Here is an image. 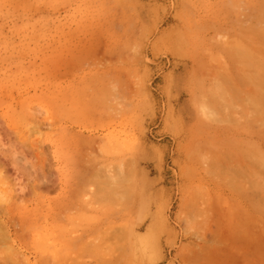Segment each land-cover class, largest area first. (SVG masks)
<instances>
[{
	"label": "rangeland",
	"instance_id": "rangeland-1",
	"mask_svg": "<svg viewBox=\"0 0 264 264\" xmlns=\"http://www.w3.org/2000/svg\"><path fill=\"white\" fill-rule=\"evenodd\" d=\"M263 64L264 0H0V258L264 264Z\"/></svg>",
	"mask_w": 264,
	"mask_h": 264
},
{
	"label": "bare ground",
	"instance_id": "bare-ground-1",
	"mask_svg": "<svg viewBox=\"0 0 264 264\" xmlns=\"http://www.w3.org/2000/svg\"><path fill=\"white\" fill-rule=\"evenodd\" d=\"M237 46H238L237 49L242 48V47L239 46V44H238ZM244 51H247V50H244ZM244 53H245V52H244ZM248 54H249V52H248ZM248 54H247V55H248ZM244 55L247 57L246 54H244ZM248 56H249V55H248ZM250 57H251V56H250ZM250 57H249V58H250ZM245 65H246V64H245ZM262 67H264V64H263ZM244 68H245V67H244ZM259 69H261V67H260ZM261 70H262V69H261ZM245 71H246V70H245ZM245 73H246V72H245ZM247 73H248V72H247ZM247 73H246V74H247ZM261 76H262V75H261ZM260 78H261V77H260ZM262 80L264 81V79H262ZM260 82H261V81H260ZM263 86H264V82H262V89L264 88ZM258 90H260V89H258ZM260 91H261V90H260ZM261 92H262V91H261ZM253 100L255 101V103H256V102L258 103L257 100H255V99H253ZM261 102H262V101H261ZM252 103H253V102H252ZM260 104L264 105V103H260ZM261 113L264 114V111H262ZM259 159H262V161H263V160H264V157H262V158L260 157ZM261 164H262V162H261ZM263 168H264V166H263ZM263 168H262V169H263ZM258 174H260V173L258 172ZM261 174H262V173H261ZM261 178H264V176L261 177ZM255 180H256V179H255ZM260 180H261V179H260ZM251 181H252V180H251ZM261 182H262V180H261ZM252 183L258 185L259 181H258V182L256 181V183H255V181H253ZM263 183H264V182H263ZM263 183H262V184H263ZM260 184H261V183H259V185H260ZM262 184H261V185H262ZM261 185H260V187L264 188V186H263V185L261 186ZM245 197H247V196L245 195ZM231 211H232V210H231ZM239 212H241V211H239ZM239 212H238V214H239ZM242 213H244V214H240V215H245V212H244V211H242ZM231 219H232V218H231ZM235 220H236V218H235ZM237 220H238V219H237ZM237 220H236V221H237ZM248 238H249V240L246 238V239L248 240V242H252V239H253V238H251V237H248ZM246 239H244V240H246ZM247 240H246V241H247ZM255 240H257V239L255 238ZM248 242H247V243H248ZM0 243H1V242H0ZM235 243H237V242H235ZM238 243H239V242H238ZM254 243H256V242H255L254 239H253V247H254V245H255ZM263 243H264V242H263ZM259 244H260V243H259ZM241 245H242V242H241ZM245 245H249V244H245ZM251 246H252V243H251ZM259 247H260V246H259ZM255 248H256V247H255ZM253 249H254V248H253ZM257 249H258V248H257ZM259 249H260V248H259ZM203 256H204V255H203ZM12 258H13V257H12ZM204 258H207V257H204ZM10 262H11V261L7 258V256H6L5 258H4V257H3V258H0V264H12V263H10Z\"/></svg>",
	"mask_w": 264,
	"mask_h": 264
}]
</instances>
